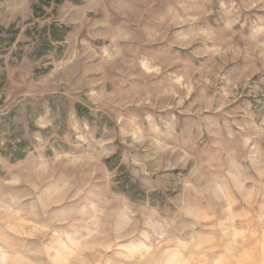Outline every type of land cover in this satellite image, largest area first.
Listing matches in <instances>:
<instances>
[{
  "label": "rangeland",
  "instance_id": "1",
  "mask_svg": "<svg viewBox=\"0 0 264 264\" xmlns=\"http://www.w3.org/2000/svg\"><path fill=\"white\" fill-rule=\"evenodd\" d=\"M0 24V264H264V0H0Z\"/></svg>",
  "mask_w": 264,
  "mask_h": 264
},
{
  "label": "trees",
  "instance_id": "2",
  "mask_svg": "<svg viewBox=\"0 0 264 264\" xmlns=\"http://www.w3.org/2000/svg\"><path fill=\"white\" fill-rule=\"evenodd\" d=\"M50 1V0H49ZM65 0H55V3L57 5H61L64 3ZM72 2H78L79 0H69ZM50 3H47L49 5ZM41 9L40 6L35 7V10ZM71 32V28L67 26H59L55 23L46 26L44 29H42V33L46 36V43L43 44L38 54V57H41L48 52L52 51L54 49L55 43H64L66 40V37ZM21 33V29L18 28L16 25H11L10 27L6 28L0 24V56L5 55L8 50L14 46V44L17 42L18 37ZM2 64V59H0V65ZM47 71H45L43 74H45ZM4 79V78H3ZM5 80V79H4ZM5 81L0 86V89L4 86ZM79 114H81L82 109L81 107H78ZM23 158V155L20 157V159ZM113 159H108L107 164L109 165V168H111Z\"/></svg>",
  "mask_w": 264,
  "mask_h": 264
}]
</instances>
